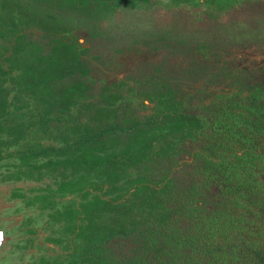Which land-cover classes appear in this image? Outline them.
Returning <instances> with one entry per match:
<instances>
[{
	"label": "trees",
	"instance_id": "1",
	"mask_svg": "<svg viewBox=\"0 0 264 264\" xmlns=\"http://www.w3.org/2000/svg\"><path fill=\"white\" fill-rule=\"evenodd\" d=\"M156 1L57 0L66 8L56 12L75 24L67 29L52 28L54 18L43 11L42 36L58 39L54 47L72 59L43 86L47 131L67 121L87 148L117 143V154L93 166H130L143 181L164 185L153 201H141L140 213L112 208L92 220L100 237L80 264H264V87L219 64L225 51L264 44V0L195 12L173 9L174 3L157 8ZM72 31L96 43L151 40L156 54L170 44L187 50L149 64L136 80L148 99L166 96L169 112L141 117L126 103L116 106L106 87L90 86L88 62L59 40ZM196 49L213 52L218 62L188 53ZM44 69L39 59L30 68ZM188 83L216 93L199 102L182 89ZM77 101L89 104L82 108L87 118L73 123ZM154 133L155 144L140 145Z\"/></svg>",
	"mask_w": 264,
	"mask_h": 264
},
{
	"label": "rangeland",
	"instance_id": "2",
	"mask_svg": "<svg viewBox=\"0 0 264 264\" xmlns=\"http://www.w3.org/2000/svg\"><path fill=\"white\" fill-rule=\"evenodd\" d=\"M239 1L157 0L156 7L165 9L174 3L173 9L183 12H195L196 8L220 11ZM65 8L57 0H0V264H80L94 239L100 237L92 220L103 218L112 208L140 213L141 201L144 206L153 201V192L164 186L143 181L130 166H93L117 154V143L92 150L79 140L80 134L70 122L65 121L61 130L47 131L43 125L47 114L43 86L54 77L55 68L72 63L54 47L58 39L47 40L53 49L40 57L49 44L42 36L47 28L43 11L54 18L50 20L52 28L75 27L56 12ZM86 36L72 31L59 40L66 48L78 49L88 62L90 86L106 87L116 106L126 103L141 117L169 112L170 107L162 103L166 96L148 99L137 89L136 80L149 64L187 50L170 44L171 48L156 54L150 49L151 40L121 45L88 42ZM188 53L209 63L218 62L211 51ZM38 59L45 62L41 73L30 70ZM219 64L264 87V44L225 51ZM182 89L199 102L216 93V87L205 89L189 83ZM84 105L89 104L72 102L74 117L70 121L87 118ZM157 136L142 137L139 143L143 147L155 144ZM60 149H65V154ZM194 258L198 259L196 254Z\"/></svg>",
	"mask_w": 264,
	"mask_h": 264
}]
</instances>
